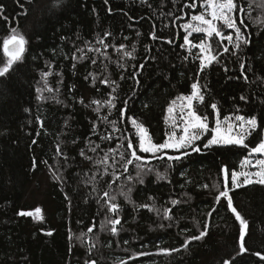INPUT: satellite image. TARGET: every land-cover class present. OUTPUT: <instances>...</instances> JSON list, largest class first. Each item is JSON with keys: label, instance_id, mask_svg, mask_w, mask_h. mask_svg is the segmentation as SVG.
<instances>
[{"label": "trees", "instance_id": "16d2710c", "mask_svg": "<svg viewBox=\"0 0 264 264\" xmlns=\"http://www.w3.org/2000/svg\"><path fill=\"white\" fill-rule=\"evenodd\" d=\"M192 2L0 0V66L7 60L2 41L11 28L27 40L22 61L0 77V264H86L93 259L97 264H224L225 260L264 264L254 254L264 255V185L254 183L229 193L233 206L248 221L245 246L249 251L243 255H237L239 222L225 198L215 203L224 190L223 166L229 169L231 188V172L241 169L250 148L264 137V25H256L245 14L249 26L245 34L251 33V44L241 43L240 50L229 45L230 51L218 63L201 72L197 48L189 50L183 40L182 25L203 10L199 0L197 8L186 7ZM239 2L246 9L253 4L252 18L264 16L260 6L264 0ZM153 32L158 39H152ZM191 39L199 43L202 37ZM133 47V55L124 56ZM193 83L199 84L205 97L203 104L195 102L196 110L208 116L213 129L211 103L217 105L221 118H257L260 127L245 141L249 149L203 148L213 134L210 131L196 143L201 146L199 153L189 149L190 154L180 160L143 154L150 160L145 172L152 168L143 176V184L127 180L128 175H136L134 164L121 175L123 167L116 163L108 171L119 179L109 188L113 177L103 175V166L95 161L116 148L123 137L136 136L133 118L148 129L154 142L167 139L168 108L177 97L190 95ZM113 97L115 108L106 103ZM94 100L101 103L96 105ZM122 108H126L123 117ZM110 121H116L121 131H115ZM109 134L113 139H101ZM96 145V151H91ZM157 173L166 178L158 179ZM122 187L133 188L134 203L118 196L121 223L113 234L110 225L100 227L107 218H115L100 197L104 191L119 193ZM172 200L180 203L173 206ZM139 204H149L153 210L136 207ZM37 207L43 220L18 215ZM168 208L171 219L165 218ZM213 208L216 211L209 216ZM93 223L95 229L87 233ZM205 225L207 236L192 241L185 250V241L199 235ZM82 233L87 235L81 238ZM90 244L95 247L90 249ZM160 249L180 250L165 255Z\"/></svg>", "mask_w": 264, "mask_h": 264}, {"label": "snow or ice", "instance_id": "6c2138e0", "mask_svg": "<svg viewBox=\"0 0 264 264\" xmlns=\"http://www.w3.org/2000/svg\"><path fill=\"white\" fill-rule=\"evenodd\" d=\"M31 2V0H29ZM197 0H193L192 3L186 5L189 9L197 8ZM199 6L203 9L198 14H193L190 16L189 22L182 25L185 35L183 37L184 45L189 46V50L195 47L198 48L201 56L198 57L201 61L199 71H203L205 67L210 66L213 62H219V57L224 53H228L230 51L229 45H231L234 49L240 50L241 43L244 45L251 44V33L245 34V30L248 29V24L245 23V14H247L249 19H253L256 25H264V16L259 18L251 17V9L253 7L252 3L247 4V9L244 4L240 3L239 0H199ZM264 7V5H260ZM0 12H2V6H0ZM23 14H27L25 11ZM239 16V23H237V18ZM224 29L230 30L228 34H225ZM244 29V30H242ZM193 33L204 34L206 39H202L199 43H194L190 37ZM235 34V37L233 34ZM152 39H158L156 34L151 33ZM213 37L216 38V49L213 48ZM227 41V44L224 42ZM103 43V41H99ZM169 44L172 43L171 40L167 41ZM27 44V40L25 36L17 31V28L10 29V35L7 38H4L2 41V50L5 57H7L6 62H2V66H0V77H5L13 66L22 61L23 54L25 52V45ZM108 45H104L107 47ZM124 46L122 45L121 48ZM217 49H222V51H217ZM91 50V49H90ZM120 49H117L119 51ZM79 51H83L80 49ZM135 51V47H133L132 52L125 51L123 54L126 57H131L133 52ZM235 55V52L232 53ZM75 59V57H73ZM95 62V61H93ZM140 67H143L141 65ZM243 65L241 68L243 69ZM228 69L225 68V71ZM44 77L50 75V73H43ZM247 80V76L243 77ZM123 79V77H121ZM105 84L115 85V81H102ZM118 86V85H117ZM192 92L188 96H180L177 97V100H180L181 103V113H180V121L182 124V134L177 138L176 131H172L171 133H166L167 139H165L161 143L154 142L152 136L149 134L148 129L142 124L138 123L135 118L131 120L132 125L136 129V136L129 137L125 136L121 140V142L117 145L116 148H110L105 155L95 161L97 165L103 166V175H111L113 179L111 183L108 184V187L111 188V185L116 183V180L119 179V176L113 171L109 173V167L115 168L116 163H120L123 167L124 173L128 172L129 165H135L137 169L135 177L128 175L127 180L133 181L135 180L139 184L144 183L143 176L148 172L152 171V168H147V172H145V168L147 164L150 163L148 157L143 154H150L151 156L157 159H164L167 157L168 160H180L182 156L189 155V149L192 152L199 153L201 151V146L197 145L196 142L203 139L204 135L209 133L210 131L214 134L211 135V138L207 139V141L203 144V148H210L213 145L217 146H241L245 149H249V145L245 143L246 139L252 135V132L257 130L260 125L255 116L245 117L243 115H235L225 116L223 121L220 119V111L215 103H211L210 107L215 112V124L216 127L214 129H209L208 124V116L200 114L194 105V102H199L203 104L204 102V94L202 93V89L198 83H193L191 85ZM116 88L113 87L112 91L115 92ZM39 92L40 89H37ZM51 91V89H49ZM116 98L113 97L111 100L106 101V103L111 107L115 108L116 105L113 101ZM241 100L246 99L244 96L240 97ZM186 101V104L183 102ZM81 103L83 101L81 100ZM92 103L99 105L101 101L94 100ZM126 103V102H125ZM176 104V100L172 101V105ZM187 109L185 114L184 109ZM96 111L99 112V107L96 108ZM126 108L120 109V114L123 117L125 114ZM174 108L170 106L168 108V112L172 113ZM111 113H109L110 115ZM103 120L107 121L108 117H102ZM239 122V123H236ZM115 131L119 132L121 129L116 127V121H110ZM174 127H179V125L175 124L173 121ZM223 126V127H222ZM101 139L111 140L113 137L109 134ZM136 140V144H133V140ZM124 141H127L125 144ZM35 143V141H33ZM99 145H96L91 149V151L95 152L96 148ZM123 149V151H121ZM165 150H175L179 152L180 155H168ZM57 151L59 152V146H57ZM127 153V155H126ZM162 154V155H158ZM253 154L264 155V137H262L259 142L251 147L249 150V156ZM81 156H84V152H80ZM119 156V160H116V156ZM85 159H91V157H85ZM112 160L114 163L109 164V161ZM46 163V162H45ZM248 165H252L251 159H245L241 168H245ZM254 167H258V171L256 172H248V171H232L231 172V188H229V169L227 165L223 166V188L224 190L219 191V195L215 197V203L219 204L220 199L223 197L226 200V206L230 211L235 215V219L239 222L240 232H239V250L237 255H243L248 252L249 249L245 246V236L247 234L248 229V221L237 211L236 207L233 206L232 196L229 194L230 191H234L235 189L251 185V184H259L264 185V159L256 160V164L252 165ZM99 174V173H98ZM55 179H59L58 176H54ZM158 179H165L164 174L157 173ZM241 178L242 182H241ZM204 188H207L208 185H203ZM133 191L132 187H127L125 191L122 187L119 193L110 195L109 191H104L102 197L100 199L104 200V207L107 208L109 213H112L115 218H107L106 224H101L100 227L103 229L104 227L110 225V231L113 234L117 233V225L121 223V220L118 216V213L121 209L120 203L117 202L118 196L123 197L127 203H134L131 199V193ZM149 199H153L149 197ZM99 202V201H98ZM172 205L175 206L180 203L178 200H172ZM138 208H147L149 210H153L151 205L149 204H139L136 205ZM159 214V210H156ZM216 209L213 208L211 212L208 213L209 216L212 215V212H215ZM172 209H165V218L171 219ZM20 216H32L34 219L43 220L42 209L37 207L34 211H20L18 213ZM96 225L92 224L87 229V233L93 232ZM208 226L205 225L204 230L200 231L199 235H194L187 239L182 247L187 250L188 245L194 240H201L205 236H207ZM87 233H82L81 238ZM48 235H52L51 232L47 233ZM71 239V236H69ZM95 247L94 244H90V249ZM180 249H160V254L171 255L172 252L179 251ZM256 256L260 257L261 260H264V255L256 252L254 253ZM139 255H150V253H139ZM234 259V258H233ZM86 264H97L96 260H91L86 262ZM224 264H231V261L225 260Z\"/></svg>", "mask_w": 264, "mask_h": 264}, {"label": "rangeland", "instance_id": "374dc122", "mask_svg": "<svg viewBox=\"0 0 264 264\" xmlns=\"http://www.w3.org/2000/svg\"><path fill=\"white\" fill-rule=\"evenodd\" d=\"M237 23H239L238 18H237ZM224 31H225V34H228L230 32V30H228V29H224ZM232 34L235 37V34L234 33H232ZM193 35H200L202 37V39H206V36L204 34H202V33L201 34L193 33ZM191 37H190V39H191ZM213 38H215V37H213ZM197 50H198L199 55L201 56V53H200V51H199L198 48H197ZM181 103L182 102L180 100H177L176 101V104L175 105H172V107L174 108V111L172 113H169L168 114V119H169L168 122H169V125H170V132L169 133H171L172 131L175 130L176 131V134H177V138L182 134V124H181V121H180V113H181V107L180 106H181ZM183 103L186 104V101H184ZM194 105H195V102H194ZM184 112L186 114V112H187V109L186 108L184 109ZM232 117H234V116H232ZM220 119L223 121V118L220 117ZM173 121H175V124L176 125H179V127H174ZM236 123H239V122H236ZM208 124H209V129L210 130L213 129L210 120H208ZM215 127H216V124H215ZM209 133L205 134L204 137L207 136ZM165 151L168 152V151H175V150H165ZM247 159H251L252 160V165H255L256 164V160H258V159H264V155L253 154L252 156H250ZM252 165H248V166H246L243 169L241 168L239 171L243 170V171H248V172H256V171L259 170L258 167H254ZM239 171H237V172H239ZM242 179L243 178H241V182H242Z\"/></svg>", "mask_w": 264, "mask_h": 264}]
</instances>
